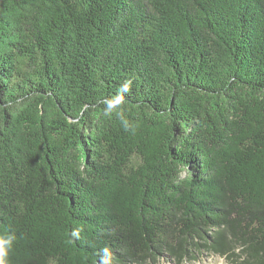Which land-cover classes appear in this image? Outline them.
I'll use <instances>...</instances> for the list:
<instances>
[{"label": "trees", "instance_id": "obj_1", "mask_svg": "<svg viewBox=\"0 0 264 264\" xmlns=\"http://www.w3.org/2000/svg\"><path fill=\"white\" fill-rule=\"evenodd\" d=\"M8 235L6 264H264V0H0Z\"/></svg>", "mask_w": 264, "mask_h": 264}, {"label": "rangeland", "instance_id": "obj_2", "mask_svg": "<svg viewBox=\"0 0 264 264\" xmlns=\"http://www.w3.org/2000/svg\"><path fill=\"white\" fill-rule=\"evenodd\" d=\"M157 264H175L168 259L160 260ZM184 264H227L222 258L218 256L209 255L206 253L198 255L194 260Z\"/></svg>", "mask_w": 264, "mask_h": 264}, {"label": "clouds", "instance_id": "obj_3", "mask_svg": "<svg viewBox=\"0 0 264 264\" xmlns=\"http://www.w3.org/2000/svg\"><path fill=\"white\" fill-rule=\"evenodd\" d=\"M127 90V87L125 88V91ZM125 127H127V123L125 122ZM73 235H77L76 232L73 233ZM15 237L12 235H8L7 239L4 238H0V264H6L5 260H4V256L6 255V251L4 248V245H8V247H11V243L12 240ZM105 254H107V249H105Z\"/></svg>", "mask_w": 264, "mask_h": 264}]
</instances>
